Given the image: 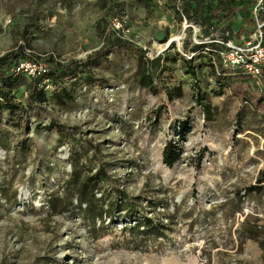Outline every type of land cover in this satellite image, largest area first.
Here are the masks:
<instances>
[{
    "label": "rangeland",
    "instance_id": "1",
    "mask_svg": "<svg viewBox=\"0 0 264 264\" xmlns=\"http://www.w3.org/2000/svg\"><path fill=\"white\" fill-rule=\"evenodd\" d=\"M254 1L0 0V88L23 108L0 106V264H264V81L230 53ZM227 5L235 23L196 14ZM119 15L137 45L107 32ZM22 44L51 71L32 104Z\"/></svg>",
    "mask_w": 264,
    "mask_h": 264
},
{
    "label": "trees",
    "instance_id": "2",
    "mask_svg": "<svg viewBox=\"0 0 264 264\" xmlns=\"http://www.w3.org/2000/svg\"><path fill=\"white\" fill-rule=\"evenodd\" d=\"M256 4H257V1L250 2L244 8L245 13L242 17V22L239 21L240 26H239L238 32L236 33L237 39H240L243 35L249 36L256 29V18L253 16L251 18L249 17L250 11H252L256 7ZM35 9L36 10L38 9V4H36ZM196 14L200 15V16H206L207 15L213 19L223 20V21H227L230 23H235L237 9L233 5H227L224 7H217V8L211 9L208 12H205V10L202 7H197ZM257 20L264 21V11H261L258 9ZM21 38H23V34H22ZM104 46L106 47L107 43ZM27 49H28V46L26 44H22L20 46V48L18 49L19 52H14L11 55H9L10 58L15 59V66H14V69L12 70V73L14 75H20L21 73H16V69L20 66L21 63H23L27 60H30L26 54ZM222 50H226V47H223ZM18 53H20L19 56H18ZM101 54H103L102 51L97 52L95 55L99 56ZM21 56L23 58H20ZM191 71L194 72V70H191ZM50 74H51V71L49 70L48 73L43 75V76L34 77V78L32 77L33 81H32V85L30 88V96H29V101L31 104H32L34 94H36V91L38 89V84L41 82H45V80L50 82ZM1 80H4V78ZM48 82H46V83L48 84ZM3 84H4V81H3ZM140 84L143 87H148L150 89V91L155 95L163 94V88L159 87V85H154L152 80H150L149 75H147L146 73L142 74V76L140 78ZM240 89L241 88H239V90ZM0 90H1L0 91L1 92L0 93V100L3 101V103H0V106H6V107H9L12 109L23 110V108L20 104H17L16 102H14L9 97L7 91H5L3 86L0 88ZM263 92H264V90H263ZM168 98L170 100H173L172 95H168ZM3 108H5V107H2V109ZM178 126H179V130L181 131L182 129L186 128L187 123H179ZM54 128H57L60 131V130L66 129L67 127L65 125L60 124L58 121L53 119L51 121V123L48 125V129H54ZM94 148H95V153H96L95 155H97V158H99V156H98L99 153L97 151V147H94ZM180 158H181V153H180L178 147L173 142L168 143L164 149V152H163L164 164H166L169 168H173L174 165L180 160ZM40 161H41V151L39 149H37L34 164L38 165ZM104 169H105L104 165L100 164L98 172L100 173V172L104 171ZM263 176H264V173H263ZM262 183H263V181H259L256 186L249 187L246 190V193H248V194L260 193L263 190V185H261ZM81 204H86L87 208H90V210L92 209L91 203L89 201H84V202L81 201ZM102 216L103 215L100 214V218H102Z\"/></svg>",
    "mask_w": 264,
    "mask_h": 264
},
{
    "label": "built area",
    "instance_id": "3",
    "mask_svg": "<svg viewBox=\"0 0 264 264\" xmlns=\"http://www.w3.org/2000/svg\"><path fill=\"white\" fill-rule=\"evenodd\" d=\"M263 4L264 0H257L254 16L256 18V29L254 32L249 36H242L243 44L241 46H230L233 64L240 67L242 74L252 77L258 83H263L264 81V21L257 20V11L258 9L261 10ZM127 18L124 15L112 17L107 32L114 35L115 38L137 45L136 41L129 36V30L126 29ZM139 46H143V50L148 49L144 45ZM28 50L30 51V49H27V54ZM48 71V66L42 65L35 60L32 61V59L21 63L16 69V73H26L33 78L43 76ZM48 86L50 87V85Z\"/></svg>",
    "mask_w": 264,
    "mask_h": 264
},
{
    "label": "bare ground",
    "instance_id": "4",
    "mask_svg": "<svg viewBox=\"0 0 264 264\" xmlns=\"http://www.w3.org/2000/svg\"><path fill=\"white\" fill-rule=\"evenodd\" d=\"M187 27V26H185ZM182 40H183V37H174V38H171L165 45H163L161 48H162V51L163 50H166L167 48H169L172 44L174 43H177L179 46L182 45Z\"/></svg>",
    "mask_w": 264,
    "mask_h": 264
}]
</instances>
